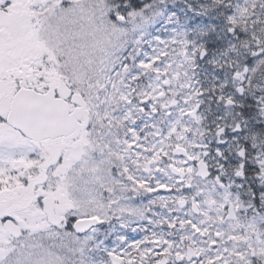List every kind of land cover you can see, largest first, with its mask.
I'll return each mask as SVG.
<instances>
[{
  "label": "snow or ice",
  "instance_id": "1",
  "mask_svg": "<svg viewBox=\"0 0 264 264\" xmlns=\"http://www.w3.org/2000/svg\"><path fill=\"white\" fill-rule=\"evenodd\" d=\"M0 264H264V0H0Z\"/></svg>",
  "mask_w": 264,
  "mask_h": 264
}]
</instances>
